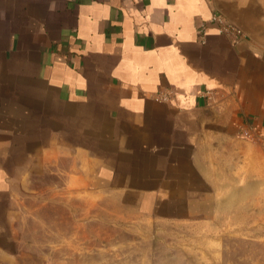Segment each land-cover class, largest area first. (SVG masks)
Here are the masks:
<instances>
[{
	"label": "crops",
	"instance_id": "1",
	"mask_svg": "<svg viewBox=\"0 0 264 264\" xmlns=\"http://www.w3.org/2000/svg\"><path fill=\"white\" fill-rule=\"evenodd\" d=\"M240 176L264 183V0H0V264L50 263L47 199L222 232Z\"/></svg>",
	"mask_w": 264,
	"mask_h": 264
},
{
	"label": "rangeland",
	"instance_id": "2",
	"mask_svg": "<svg viewBox=\"0 0 264 264\" xmlns=\"http://www.w3.org/2000/svg\"><path fill=\"white\" fill-rule=\"evenodd\" d=\"M253 179L240 176L232 192L224 185L233 198L224 201L222 232L127 215L113 202L93 208L81 200L72 206L47 199L31 218L32 228L40 229L31 236L47 252L45 264H56L61 246L71 264H264V183Z\"/></svg>",
	"mask_w": 264,
	"mask_h": 264
},
{
	"label": "built area",
	"instance_id": "3",
	"mask_svg": "<svg viewBox=\"0 0 264 264\" xmlns=\"http://www.w3.org/2000/svg\"><path fill=\"white\" fill-rule=\"evenodd\" d=\"M211 19L213 21H216L220 25V31L233 36L235 41H238L242 37L243 33L240 27L236 25L235 23L226 19L222 14L215 12L212 14ZM242 135L247 139L254 138L253 133L249 131L248 129L244 130L242 132Z\"/></svg>",
	"mask_w": 264,
	"mask_h": 264
}]
</instances>
